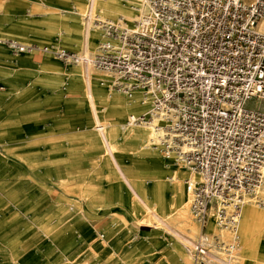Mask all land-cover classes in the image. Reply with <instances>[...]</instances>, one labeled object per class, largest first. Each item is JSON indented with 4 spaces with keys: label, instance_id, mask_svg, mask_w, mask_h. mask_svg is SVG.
Masks as SVG:
<instances>
[{
    "label": "rangeland",
    "instance_id": "1",
    "mask_svg": "<svg viewBox=\"0 0 264 264\" xmlns=\"http://www.w3.org/2000/svg\"><path fill=\"white\" fill-rule=\"evenodd\" d=\"M84 2L0 0V37L24 45L0 41V264H193L188 247L198 226L187 173L151 145L148 126L124 124L135 101L99 69L33 53L42 43L92 50L97 31ZM136 2L94 0V7L132 15ZM103 86L124 105L116 119L99 97ZM250 198L259 215L251 225L241 210L236 264H264L262 184Z\"/></svg>",
    "mask_w": 264,
    "mask_h": 264
},
{
    "label": "built area",
    "instance_id": "2",
    "mask_svg": "<svg viewBox=\"0 0 264 264\" xmlns=\"http://www.w3.org/2000/svg\"><path fill=\"white\" fill-rule=\"evenodd\" d=\"M135 10L95 15L91 52L42 43L33 53L99 69L145 105L124 124L148 126L151 145L193 174L189 210L203 228L189 244L193 264H236L241 208L264 180V0H137Z\"/></svg>",
    "mask_w": 264,
    "mask_h": 264
},
{
    "label": "crops",
    "instance_id": "3",
    "mask_svg": "<svg viewBox=\"0 0 264 264\" xmlns=\"http://www.w3.org/2000/svg\"><path fill=\"white\" fill-rule=\"evenodd\" d=\"M136 1V0H135ZM93 2V3H92ZM137 3V2H136ZM84 4H85V8H84V12H83V15L86 17V15H87V17L90 19V21H91V27H93L96 31H97V41L99 40V38H100V30H99V28L97 27V26H95V24L93 23V17L95 16V15H98V16H100V17H102V18H110V19H114V18H117L118 16H120V15H122V16H124V17H126V18H128V19H130V18H132L135 14L133 13L132 15H128V14H119L118 16H115V17H112V16H108V15H105V14H102V13H100V10H98L97 8H95L94 6V0H85V2H84ZM91 5V6H90ZM90 11H89V10ZM97 11H96V10ZM89 11V12H88ZM88 12V13H87ZM136 12V11H135ZM91 14V15H90ZM129 16V17H128ZM97 41H96V43H97ZM96 43H95V45H96ZM60 45H62V44H60ZM63 46V45H62ZM65 47V46H64ZM68 48V47H67ZM94 48H95V46H94ZM93 48V49H94ZM70 49H74V50H78V49H75V48H70ZM92 49V50H93ZM92 50H89V51H83V50H78V51H83V52H91ZM37 55H39V56H44L45 57V54H37ZM46 56H48L49 57V55H46ZM51 57V56H50ZM55 59V58H54ZM58 60V59H57ZM73 65H79V66H86V65H83V64H73ZM86 67H91V66H86ZM98 89V94H99V97L103 100V103H104V105H106V109H107V107H109V113H118V115H116L115 116V119L119 116V114L121 113V111L124 109V107L120 104V103H117V102H115V101H110V100H108L106 97H105V91H104V89H102L101 87H99V88H97ZM91 99H92V96H89V100L91 101ZM134 101H135V104L137 105V108L135 109V110H131V111H129L128 113H127V115L130 113V112H135V113H139V112H142L144 109H145V105L144 104H142V103H140L139 102V100H138V98L136 97V98H134L133 99ZM144 105V106H143ZM91 106H92V109H93V111L95 112V106H94V104L91 102ZM142 106V107H141ZM131 107V106H130ZM126 115V116H127ZM126 116H125V118H126ZM97 120L99 121V119L97 118ZM116 121V120H115ZM124 121H125V119H124ZM116 124V123H115ZM111 125H114V124H111ZM133 126H138V125H133ZM130 127H132V126H130ZM149 134H150V129H149ZM149 136V135H148ZM150 137V136H149ZM112 157H113V154L111 155ZM161 157L164 159V160H166V162L167 163H169V164H172V165H174V163H172V162H170L169 160H167V159H165L162 155H161ZM117 163V162H116ZM176 165V164H175ZM173 168V167H172ZM185 171H186V176L183 178V186H184V190H185V192H186V194H187V198H188V201H189V193H188V191H187V188H186V182H185V180H186V178H188L189 176L192 178L193 177V174H191V173H189V171L186 169V168H184V167H182ZM172 178L174 177L173 176V172H172V174L170 175ZM139 201L140 202H142L144 205H145V208L148 210V211H150V208L145 204V201L142 199V197L141 198H139ZM252 206H254L253 204H251V203H249V204H247L246 206H245V208H244V211L247 209V208H251ZM188 209H189V202H188ZM188 209H187V212H188ZM241 210H242V208H241ZM243 211V215H244V212ZM189 212H190V210H189ZM191 214V213H190ZM246 218V217H245ZM194 220V219H193ZM242 220H243V216H242ZM241 220V221H242ZM194 222L197 224V226H198V232H197V234L192 238V239H194L201 231H202V227L200 226V224L198 223V222H196L195 220H194ZM206 230H216L214 227H213V225H212V222H209L208 224H207V226H206ZM191 239V240H192ZM193 260V259H192Z\"/></svg>",
    "mask_w": 264,
    "mask_h": 264
},
{
    "label": "bare ground",
    "instance_id": "4",
    "mask_svg": "<svg viewBox=\"0 0 264 264\" xmlns=\"http://www.w3.org/2000/svg\"><path fill=\"white\" fill-rule=\"evenodd\" d=\"M93 3V2H92ZM91 6V5H90ZM90 11V10H89ZM130 11V10H129ZM91 15V14H90ZM127 17V16H126ZM129 17V16H128ZM87 20V19H86ZM104 87V86H103ZM101 87L102 89H104V91H105V89H106V87ZM105 95H106V92H105ZM107 98V97H106ZM108 99V98H107ZM109 100V99H108ZM127 100V99H126ZM110 101H115V102H117V103H120L123 107H124V105L122 104V101L120 100V98L119 97H111L110 98ZM144 106V105H143ZM130 107V106H129ZM142 107V106H141ZM112 127H116V124H114V125H112ZM99 128L101 129V134H102V137L104 138V140L106 141V143L108 144V147H109V149H110V146H109V143H108V141H107V138H106V136H105V134L103 133V127L101 126V125H99ZM116 130V129H115ZM114 130V131H115ZM116 134V132H114V135ZM113 135V136H114ZM117 136V135H116ZM149 136H150V134H149ZM109 137H110V135H109ZM105 143V144H106ZM109 151V150H108ZM110 154L112 155V153H111V151H110ZM154 154V153H153ZM110 155V156H111ZM190 177V176H189ZM262 186H263V189H264V180L262 181ZM253 202H254V200L252 199V198H249V199H246V201L244 202V204L242 205V216H243V211H244V208H245V206L247 205V204H249V203H251V204H253ZM255 203V202H254ZM257 205V204H256ZM258 213H256V212H254L253 210H251V209H249V208H247L246 209V212H245V217H246V221L249 223V224H253L254 223V221H255V219L256 218H258ZM188 249H189V247H188ZM208 264H214V262H213V260H211V259H208L207 261H206Z\"/></svg>",
    "mask_w": 264,
    "mask_h": 264
}]
</instances>
